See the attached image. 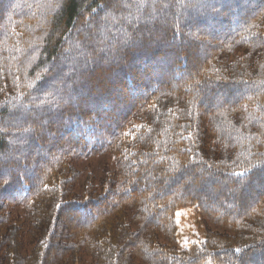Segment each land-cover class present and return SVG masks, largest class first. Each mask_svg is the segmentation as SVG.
Masks as SVG:
<instances>
[{
    "label": "trees",
    "instance_id": "trees-1",
    "mask_svg": "<svg viewBox=\"0 0 264 264\" xmlns=\"http://www.w3.org/2000/svg\"><path fill=\"white\" fill-rule=\"evenodd\" d=\"M0 129V264H264V0H0Z\"/></svg>",
    "mask_w": 264,
    "mask_h": 264
},
{
    "label": "rangeland",
    "instance_id": "rangeland-1",
    "mask_svg": "<svg viewBox=\"0 0 264 264\" xmlns=\"http://www.w3.org/2000/svg\"><path fill=\"white\" fill-rule=\"evenodd\" d=\"M78 169L82 171L78 190L83 189L87 172L95 175L99 182L104 177L107 169H114L115 163L111 154L89 157L76 163ZM177 222L179 229V244L181 247L189 246L202 238L203 229L199 226L195 218V213L191 207H184L177 211Z\"/></svg>",
    "mask_w": 264,
    "mask_h": 264
},
{
    "label": "snow or ice",
    "instance_id": "snow-or-ice-1",
    "mask_svg": "<svg viewBox=\"0 0 264 264\" xmlns=\"http://www.w3.org/2000/svg\"><path fill=\"white\" fill-rule=\"evenodd\" d=\"M202 7L207 8L208 6H207V5H202ZM213 10H215V9H213ZM192 35H193V38H195V39H199V37L196 36L195 33H193ZM0 131H6V130H5V129H0ZM25 131H27V130H25ZM234 175H236V176H244V175H245V172L234 173ZM5 183H8V181L5 180ZM56 207H57V208H62V205L57 204ZM65 210L68 211V212H71V211H72L70 208H69V209H65ZM235 252L239 254V253L242 252V249H240V248H236V249H235ZM241 264H242V260H241Z\"/></svg>",
    "mask_w": 264,
    "mask_h": 264
}]
</instances>
